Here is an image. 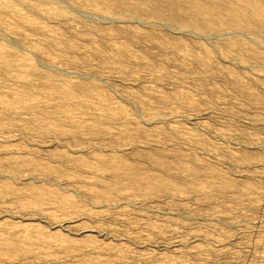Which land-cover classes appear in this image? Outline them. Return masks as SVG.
Here are the masks:
<instances>
[{
    "label": "rangeland",
    "instance_id": "1",
    "mask_svg": "<svg viewBox=\"0 0 264 264\" xmlns=\"http://www.w3.org/2000/svg\"><path fill=\"white\" fill-rule=\"evenodd\" d=\"M190 5L0 0V264H264V32Z\"/></svg>",
    "mask_w": 264,
    "mask_h": 264
},
{
    "label": "bare ground",
    "instance_id": "2",
    "mask_svg": "<svg viewBox=\"0 0 264 264\" xmlns=\"http://www.w3.org/2000/svg\"><path fill=\"white\" fill-rule=\"evenodd\" d=\"M180 2V0H173ZM189 7L180 8L183 12H190L200 15L202 20L210 27L215 29V25L232 20L233 25L240 33H257L262 35L264 32L263 21L264 9L258 7L259 0H226L237 6L229 7L223 12L224 0H188ZM243 30V31H241ZM219 33V32H218ZM234 33V32H233ZM252 34V33H251ZM215 35V34H214ZM218 36V35H217Z\"/></svg>",
    "mask_w": 264,
    "mask_h": 264
}]
</instances>
